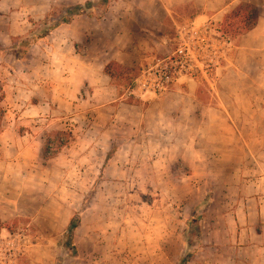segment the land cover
Listing matches in <instances>:
<instances>
[{"label": "rangeland", "instance_id": "rangeland-1", "mask_svg": "<svg viewBox=\"0 0 264 264\" xmlns=\"http://www.w3.org/2000/svg\"><path fill=\"white\" fill-rule=\"evenodd\" d=\"M93 1L0 0V47L47 13ZM111 1L24 58L0 54V264H177L187 252V264H264V198L252 189L264 178V0ZM241 3L258 8V24L251 35H226L224 19ZM198 15L226 54L188 76L196 100L178 133L93 106L85 82L109 47L135 45L142 69ZM136 86L115 87L125 103L146 105L129 95Z\"/></svg>", "mask_w": 264, "mask_h": 264}, {"label": "crops", "instance_id": "crops-1", "mask_svg": "<svg viewBox=\"0 0 264 264\" xmlns=\"http://www.w3.org/2000/svg\"><path fill=\"white\" fill-rule=\"evenodd\" d=\"M216 16H220L217 14ZM82 18L76 19L73 24L75 25L78 21H81ZM205 19V20H204ZM205 15H198L192 22L196 24L209 22L206 20ZM59 31V30H58ZM87 36L91 37L88 49L95 47L96 40L92 38V34L89 31ZM253 31L249 32L251 35ZM113 51L108 53V57L101 65L99 72L96 76H90L86 79L85 84L89 88V99L93 102V106H96L98 109L105 108L111 117L114 118V121L117 119H125L128 123L129 119L132 122L138 123L139 120L143 117H153L156 118L158 122V132L160 133H178L180 131L181 125H179V120L183 117H187V113H192V104L196 100V90L198 88V83L194 82L189 77L180 78L177 83L173 86L174 88L170 89L168 92L162 95H155L151 92H141L136 93L134 97L140 100L145 104L130 105L127 104L118 96L117 88L112 84L111 80L103 73L104 66L111 62L116 61L127 67H134L138 65L139 59L138 56H131L130 52H137V47L133 44H130L126 52H122L115 45L109 47ZM110 51V50H109ZM106 52V50H105ZM108 52V50H107ZM129 52V53H128ZM136 54V53H135ZM226 69L225 67H221ZM170 107L168 108V105ZM168 108V109H167ZM126 114V115H125ZM167 118H169L170 126L166 125ZM136 119V120H135ZM126 122V123H127ZM257 177L253 182V192L257 197L255 200H260L264 198V178L257 174ZM261 195L263 197H261ZM262 211V209H260Z\"/></svg>", "mask_w": 264, "mask_h": 264}, {"label": "trees", "instance_id": "trees-1", "mask_svg": "<svg viewBox=\"0 0 264 264\" xmlns=\"http://www.w3.org/2000/svg\"><path fill=\"white\" fill-rule=\"evenodd\" d=\"M111 2V0H97L93 2H87L84 5H75L69 8H63L58 12L47 13L42 21L33 24V31L29 32L25 36L13 38L12 46L9 48V50L0 47V54H3L4 52H10L17 58H24L33 43L44 39L52 32L59 29L62 25H69L78 18H94L93 11L95 10H98L103 14L107 13ZM258 20V8L250 3H241L224 19L225 25H228L224 33L226 35L232 36L247 34L255 29L258 24ZM103 73L111 80L113 85L132 90L135 88L136 81L140 77L141 68L127 67L116 61H111L104 66ZM129 101L130 102L127 103L130 105H132V103L134 105L139 104V101L134 100L132 97L129 98ZM58 144L65 146L67 145V142L59 141ZM57 152L58 150L54 152V155ZM78 225L79 216H75L70 220L64 234L66 246L73 247V235ZM5 228L6 227H4V224L0 218V232ZM190 256L191 253L187 252L177 264H187ZM60 263L61 260H59V264Z\"/></svg>", "mask_w": 264, "mask_h": 264}, {"label": "built area", "instance_id": "built-area-1", "mask_svg": "<svg viewBox=\"0 0 264 264\" xmlns=\"http://www.w3.org/2000/svg\"><path fill=\"white\" fill-rule=\"evenodd\" d=\"M212 32L209 22H191L179 33L169 53L147 60L136 81V89L129 95L141 92L162 95L180 78L218 67L226 54V43Z\"/></svg>", "mask_w": 264, "mask_h": 264}]
</instances>
